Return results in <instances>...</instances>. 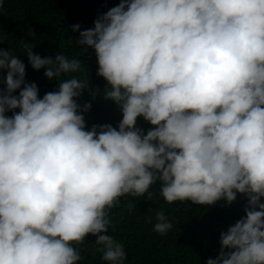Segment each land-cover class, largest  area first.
<instances>
[{
  "label": "clouds",
  "instance_id": "obj_1",
  "mask_svg": "<svg viewBox=\"0 0 264 264\" xmlns=\"http://www.w3.org/2000/svg\"><path fill=\"white\" fill-rule=\"evenodd\" d=\"M76 43L94 50L103 98L122 113L115 128L86 130L91 104L77 98L99 89L72 77L40 98L0 48V264H77L73 245L89 235L103 260L124 264L123 244L104 234L109 210L125 196L152 200L157 181L168 204L244 194L245 216L206 264H264V0H119ZM22 47L49 80L82 71ZM155 220L158 234L173 228L163 210Z\"/></svg>",
  "mask_w": 264,
  "mask_h": 264
},
{
  "label": "trees",
  "instance_id": "obj_2",
  "mask_svg": "<svg viewBox=\"0 0 264 264\" xmlns=\"http://www.w3.org/2000/svg\"><path fill=\"white\" fill-rule=\"evenodd\" d=\"M119 0H3L0 8V48L11 52L25 65V82L35 83L39 97L57 91L61 80L76 77L88 82L91 89H99L93 98L82 92L77 103L91 108L84 112L86 130L92 125L110 124L117 127L122 113L115 103L103 98L106 82L97 76V60L94 50L76 43L79 32L93 28L94 21ZM79 25L77 31L72 26ZM29 29L34 35H29ZM22 43L32 45L34 54L55 57L63 54L69 59L83 63L82 71L62 74L57 80L44 76V68L34 70L27 58ZM0 73V88L5 87ZM19 89L13 93L18 95ZM18 112L19 109L13 110ZM12 111L5 115L11 116ZM136 127L144 133L152 127L142 117L137 118ZM152 200L145 196L119 198L118 205L109 210L112 225L108 234L123 244L126 252L124 264H206L220 252V234L245 216L247 197L237 193L236 200L227 204L223 199L213 205H198L190 201L168 204L160 195V182L149 189ZM264 203V198H261ZM163 210L173 228L161 235L153 230L155 214ZM151 221V222H149ZM96 237L87 236L81 245H73L80 252L77 264H109L96 249ZM227 251V250H226Z\"/></svg>",
  "mask_w": 264,
  "mask_h": 264
}]
</instances>
